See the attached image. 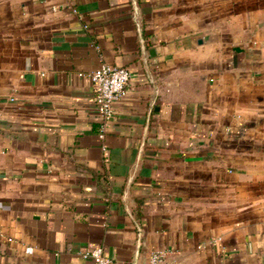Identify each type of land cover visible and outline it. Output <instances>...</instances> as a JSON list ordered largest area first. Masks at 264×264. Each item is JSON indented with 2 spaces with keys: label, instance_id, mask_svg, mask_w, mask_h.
Instances as JSON below:
<instances>
[{
  "label": "crops",
  "instance_id": "1",
  "mask_svg": "<svg viewBox=\"0 0 264 264\" xmlns=\"http://www.w3.org/2000/svg\"><path fill=\"white\" fill-rule=\"evenodd\" d=\"M69 1L0 0V264H264V0Z\"/></svg>",
  "mask_w": 264,
  "mask_h": 264
},
{
  "label": "built area",
  "instance_id": "2",
  "mask_svg": "<svg viewBox=\"0 0 264 264\" xmlns=\"http://www.w3.org/2000/svg\"><path fill=\"white\" fill-rule=\"evenodd\" d=\"M68 6L75 11L69 0ZM129 69L126 66L101 62L96 68L89 71L87 76L92 84L94 103L99 114V136H103L106 126L114 115V103L125 93L129 80ZM89 257L90 264H117L107 256L101 246L90 248L83 252ZM148 264H174L167 249H155L148 253Z\"/></svg>",
  "mask_w": 264,
  "mask_h": 264
}]
</instances>
